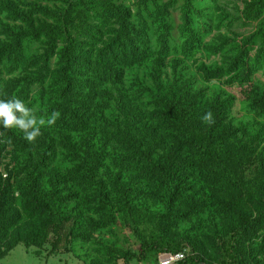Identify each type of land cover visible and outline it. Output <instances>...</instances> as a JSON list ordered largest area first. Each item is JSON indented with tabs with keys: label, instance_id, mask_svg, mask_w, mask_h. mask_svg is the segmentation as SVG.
<instances>
[{
	"label": "rangeland",
	"instance_id": "1",
	"mask_svg": "<svg viewBox=\"0 0 264 264\" xmlns=\"http://www.w3.org/2000/svg\"><path fill=\"white\" fill-rule=\"evenodd\" d=\"M0 99V264H264V0H0Z\"/></svg>",
	"mask_w": 264,
	"mask_h": 264
},
{
	"label": "clouds",
	"instance_id": "2",
	"mask_svg": "<svg viewBox=\"0 0 264 264\" xmlns=\"http://www.w3.org/2000/svg\"><path fill=\"white\" fill-rule=\"evenodd\" d=\"M210 115H206L205 119H210ZM43 121H37L32 109L27 107L20 99H0V126L4 128H16L24 133V138L31 142L40 135V127Z\"/></svg>",
	"mask_w": 264,
	"mask_h": 264
},
{
	"label": "trees",
	"instance_id": "3",
	"mask_svg": "<svg viewBox=\"0 0 264 264\" xmlns=\"http://www.w3.org/2000/svg\"><path fill=\"white\" fill-rule=\"evenodd\" d=\"M72 89H73V86H71L70 82H68L64 91H63V94L68 95L69 93H71ZM183 114L185 116H188V113L186 111L183 112ZM202 143H203V151L204 152H206L208 155H213L215 153V141H214V139L207 138ZM155 165H158V164H155ZM157 167H159V166H157ZM235 183L237 185V188L240 187L241 184H240L239 180H236ZM239 219H240L241 224H243L244 226H249V225L253 224V220L249 216H247L246 214H241ZM138 235L140 237L142 247H144V245H146V243H147L145 238H144V235L141 232H138ZM180 250L181 249H173V248L164 249V248H161L159 252H161V251L177 252ZM130 259H131V257L127 258V263L130 261ZM246 262H247L246 259L243 256H241V254H240V255H235V259L230 264H246ZM181 264H211V263H209L208 260L203 255H201L200 253L193 252V253H189L188 256L186 257V259Z\"/></svg>",
	"mask_w": 264,
	"mask_h": 264
},
{
	"label": "built area",
	"instance_id": "4",
	"mask_svg": "<svg viewBox=\"0 0 264 264\" xmlns=\"http://www.w3.org/2000/svg\"><path fill=\"white\" fill-rule=\"evenodd\" d=\"M188 254L189 252L185 250L177 252L161 251L157 254L153 261L145 264H181L186 259Z\"/></svg>",
	"mask_w": 264,
	"mask_h": 264
}]
</instances>
